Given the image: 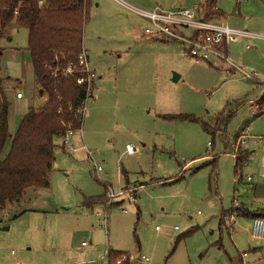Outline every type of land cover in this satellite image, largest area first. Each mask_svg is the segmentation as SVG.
<instances>
[{"label":"rangeland","instance_id":"obj_1","mask_svg":"<svg viewBox=\"0 0 264 264\" xmlns=\"http://www.w3.org/2000/svg\"><path fill=\"white\" fill-rule=\"evenodd\" d=\"M122 1L127 4L89 0L83 50L94 86L81 134L69 138L75 149L90 150L102 170L95 174L86 150L71 153L56 137L49 187L28 189L19 202L0 209V261L107 264L105 251L113 250L131 256V264H240L241 252L251 264H264V241L250 236V218L234 216L231 229L220 230L221 212L235 206L233 198L235 208L264 209V107L258 113L257 106L264 91V0L215 3L224 18L213 21L253 34L228 45L232 67L252 78L213 58L196 62L180 40L154 38L146 32L153 31L152 23L140 12L151 9L139 0ZM165 2L170 5L163 8L174 11L195 10L204 0ZM11 36L0 38V78L8 112L15 115L3 156L26 110L16 92L24 98L33 92L36 104L41 102L37 86H29L27 31L13 30ZM227 103L234 115L225 127L213 126ZM242 131L249 138L238 145ZM127 145L134 154L126 153ZM235 147L250 153L241 180L234 176ZM213 157L214 171L208 164ZM123 185L137 188L134 200L108 207L99 224L95 214L105 210L109 188L118 192ZM102 195L93 207L82 206L85 198ZM255 247L260 252L252 253Z\"/></svg>","mask_w":264,"mask_h":264},{"label":"trees","instance_id":"obj_2","mask_svg":"<svg viewBox=\"0 0 264 264\" xmlns=\"http://www.w3.org/2000/svg\"><path fill=\"white\" fill-rule=\"evenodd\" d=\"M0 0V35L13 30H27L26 49L30 56L31 70L39 98L45 97L39 107H30L22 116L16 132L11 135V146L3 156L2 151L10 136L8 130L9 102L0 78V209L7 203L22 198L28 189L49 187V173L53 169L54 139L69 127L80 129L83 113L77 112L86 98V84L77 80L85 77L78 66V56L83 50L84 25L89 17V0ZM216 0H204L198 6L199 16L207 21L222 20L224 14L217 9ZM74 67L70 75L60 71L68 65ZM57 70V71H54ZM261 113L264 107V91L258 99ZM227 103L216 115L213 126L225 127L234 115ZM167 120H194L182 114H162ZM203 129L216 134V130L203 123ZM215 129V128H214ZM237 149L234 157V176L241 180V169L249 152ZM216 157L208 161L214 171ZM105 195V194H104ZM104 195L84 199L82 206L93 207ZM119 204V203H117ZM231 207L222 211L220 230L229 229L225 221L234 216L264 218V209L248 210ZM190 231L180 235L182 240ZM125 256L117 263V260ZM107 264H131L127 253L109 250Z\"/></svg>","mask_w":264,"mask_h":264},{"label":"built area","instance_id":"obj_3","mask_svg":"<svg viewBox=\"0 0 264 264\" xmlns=\"http://www.w3.org/2000/svg\"><path fill=\"white\" fill-rule=\"evenodd\" d=\"M44 0H40L39 4L41 5ZM141 14L149 19L153 25V31L149 28L146 29V32L156 36L154 38H161L162 40L177 39L182 41L186 47L187 54L193 58L196 62L198 61H210L212 58L216 62H224L231 67L234 66L228 56V45L230 43L236 42L240 37L250 38L253 36L252 33L245 30H238L228 27L227 25L218 23L217 21H207L202 19L199 16L198 7L194 10L191 8L179 9L175 11H165L158 9L153 12L140 11ZM78 66L85 72V77H81L77 80L79 84H86V98L81 106L78 108L77 112H84L86 99L90 96L93 88V73L87 67V58L84 50L78 56ZM233 69L237 68L245 77L252 78V75H249L242 71L241 68L235 66ZM235 69V70H237ZM74 70V67L70 64L66 68L60 71L62 76L70 75ZM57 71V70H54ZM23 94L21 92H16V98H22ZM253 108V107H252ZM253 114H256V108L253 110ZM247 128V126H246ZM81 134L80 129L67 128L63 134H60V139H62V145L70 151L71 153L76 152L75 146L69 143V138ZM249 136L242 131L237 139V144L244 145L245 139ZM260 140V139H259ZM82 149L86 150L87 155L92 161L93 169L95 174L99 173L102 170V166L98 164L90 150L86 147L81 146ZM238 147H235L233 150V156L235 157ZM126 153L133 154L136 149L127 145L125 149ZM252 177L249 175L247 179L250 180ZM260 178L264 180V174L260 175ZM141 187V186H140ZM137 188H129L124 190L122 186L118 192H114L109 188V191L106 193V201L104 202V211H98L95 216L98 218L99 224H104L106 219L107 208L112 205H120L123 200L133 201L134 192ZM235 206L238 205V200L233 198ZM119 203V204H117ZM124 211L123 209H120ZM233 217H230L226 220V225L229 229L233 224ZM250 236L253 239H258L264 241V218L254 217L251 219L250 226ZM86 243L82 242L81 247H85ZM108 250L105 251L107 255ZM80 255H83V250L79 251ZM240 264H251L248 259L247 252L240 253ZM125 256L117 260L119 263L123 260ZM128 259L132 260L131 256H128ZM142 259L147 261L148 258L142 256Z\"/></svg>","mask_w":264,"mask_h":264},{"label":"crops","instance_id":"obj_4","mask_svg":"<svg viewBox=\"0 0 264 264\" xmlns=\"http://www.w3.org/2000/svg\"><path fill=\"white\" fill-rule=\"evenodd\" d=\"M118 3H120V4H122V5H125V4H127L126 2H123L122 0H116ZM139 1H141V2H143L146 6H148L149 7V9H151V10H142V11H145V12H153V11H156V10H158V9H161V10H165V11H174V10H171V9H169V8H163V6H165V5H170V3H167V2H165V0H139ZM145 6V7H146ZM141 10V9H140ZM21 29V28H20ZM16 30H19V29H16ZM26 30V29H25ZM15 31V30H14ZM27 31V30H26ZM11 34H12V32L9 34V35H0V38H2V37H7L8 38V40H11L12 39V36H11ZM241 39H248V38H243V37H240ZM252 38V37H251ZM164 41H166L167 42V40H164ZM29 54V53H28ZM30 56H29V64H28V66H29V72H30V78H29V86L31 87V88H33V86H35L36 84H35V80H34V76L32 75L33 73L31 72V69H30ZM93 83V82H92ZM93 86H94V83H93ZM5 89V88H4ZM37 92H38V90H37ZM37 92H36V96H37ZM25 94V93H24ZM23 94V97L22 98H17V100H19V101H22V100H26L25 101V112L27 111V109L28 108H30V107H37V106H40L41 105V103H43V97H41V98H39L38 96V98L40 99V104L39 105H37L36 104V101L37 100H33V92H31V94H30V96L28 97V98H24V95ZM92 95H93V93H92ZM36 97V98H37ZM32 102H33V104H32ZM25 112H21L22 114H20V116L19 117H21V115H23ZM11 116H13V119H12V122H14L15 121V115L14 114H12L11 115V113L10 112H8V125H9V122H11L10 121V117ZM60 138V137H59ZM82 146V145H81ZM81 146L80 147H78L77 148V151L79 150V149H81ZM248 149V148H247ZM249 150V149H248ZM135 153V152H134ZM133 153V154H134ZM212 159V158H211ZM248 159H249V157H248ZM246 165V164H245ZM54 166H55V164H54ZM248 180V179H247ZM252 180V178L250 179V181ZM249 181V180H248ZM127 182H129V181H126L125 182V184H127ZM130 183V182H129ZM123 187H124V185H123ZM20 201V200H19ZM19 201H16V202H19ZM16 216H17V214H16ZM251 220V219H250ZM252 253H257V252H260V247H255V248H253L252 250ZM105 256H107V255H105ZM0 263L1 264H6V263H2L1 261H0ZM31 264H37V262H36V260H34V258H31ZM40 264H42V263H40Z\"/></svg>","mask_w":264,"mask_h":264},{"label":"water","instance_id":"obj_5","mask_svg":"<svg viewBox=\"0 0 264 264\" xmlns=\"http://www.w3.org/2000/svg\"><path fill=\"white\" fill-rule=\"evenodd\" d=\"M173 80H176V78L174 77V79Z\"/></svg>","mask_w":264,"mask_h":264}]
</instances>
